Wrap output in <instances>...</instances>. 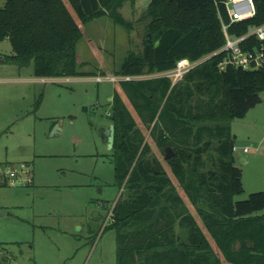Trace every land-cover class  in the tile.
<instances>
[{
	"label": "trees",
	"instance_id": "16d2710c",
	"mask_svg": "<svg viewBox=\"0 0 264 264\" xmlns=\"http://www.w3.org/2000/svg\"><path fill=\"white\" fill-rule=\"evenodd\" d=\"M3 1L0 41L12 49L5 63L32 65L34 77L61 78L94 76L77 70L82 25L106 16L130 31L119 10L136 0ZM224 1L150 0L143 16L150 18L146 31L153 39L144 40L140 54L127 51L116 74L163 73L180 59L198 60L221 48V23L229 24ZM253 2L255 15L230 24L229 35L264 24V0ZM260 47L264 42L252 36L242 44ZM222 56L202 61L175 84L163 76L120 82L136 119L115 91L111 150L116 187L125 191L111 209L116 264H264V192L235 200L243 188L230 129L260 103L264 67L220 71ZM140 126L163 156L167 147L174 156L148 158Z\"/></svg>",
	"mask_w": 264,
	"mask_h": 264
},
{
	"label": "rangeland",
	"instance_id": "374dc122",
	"mask_svg": "<svg viewBox=\"0 0 264 264\" xmlns=\"http://www.w3.org/2000/svg\"><path fill=\"white\" fill-rule=\"evenodd\" d=\"M149 2H127L119 10L133 25L130 31L106 16L82 25L77 70L101 76L98 83L94 76L41 82L32 65L5 63L12 49L8 40L0 41V164L31 169L29 184L0 186V264H116L110 211L125 191L116 187L113 151L103 136L113 124L115 91L136 115L122 82L110 78L122 76L116 73L127 51L140 54L144 40L152 41L146 31L150 18L143 16ZM260 100L230 124L234 164L242 175L236 201L264 192V90ZM140 128L151 149L148 158L163 161V152ZM95 213L100 220L91 219Z\"/></svg>",
	"mask_w": 264,
	"mask_h": 264
},
{
	"label": "built area",
	"instance_id": "2783aa9c",
	"mask_svg": "<svg viewBox=\"0 0 264 264\" xmlns=\"http://www.w3.org/2000/svg\"><path fill=\"white\" fill-rule=\"evenodd\" d=\"M229 24L221 23L224 36V44L218 50L204 56L198 60H189L187 58L176 61L175 66L169 71L160 73L171 80L172 84L183 80L184 76L202 61L223 54L222 59L218 63L220 71L227 67L238 68L245 71L258 70L264 67V47L259 49L246 50L242 48V44L250 37H254L260 42H264V24L251 28L242 36H231L227 33V28L232 23H237L255 15V6L253 0H227L223 3ZM143 76H114L110 78L111 82H131L140 80ZM69 79H65L68 82ZM96 82H101V76L95 77ZM244 152L248 149L244 148ZM30 167L26 164L3 165L0 164V186H15L29 184ZM112 216V210L110 211ZM110 217V216H109Z\"/></svg>",
	"mask_w": 264,
	"mask_h": 264
},
{
	"label": "water",
	"instance_id": "95a60500",
	"mask_svg": "<svg viewBox=\"0 0 264 264\" xmlns=\"http://www.w3.org/2000/svg\"><path fill=\"white\" fill-rule=\"evenodd\" d=\"M149 36L150 35L148 34V37ZM147 41L149 42L150 40L147 39ZM57 129H58V126H56L54 128L52 134H55ZM103 136H104V141L108 144V147L110 149H112V146H113V143H114V124H112L108 129H106L104 131ZM173 155H174L173 151L170 148H168L167 151H166V154H165V159L167 160V159L171 158V156H173ZM91 219L94 220V221H97V220L100 219V217L95 213L91 217Z\"/></svg>",
	"mask_w": 264,
	"mask_h": 264
},
{
	"label": "crops",
	"instance_id": "0c3cea01",
	"mask_svg": "<svg viewBox=\"0 0 264 264\" xmlns=\"http://www.w3.org/2000/svg\"><path fill=\"white\" fill-rule=\"evenodd\" d=\"M158 75H159V73H158ZM144 76H145V75H144ZM144 76H143V77H144ZM94 77H97V75H95ZM143 77H142V78H143ZM65 78H66V77H65ZM67 78H71V79H73V77H67ZM143 79H144V78H143ZM50 80L53 81V80H56V78H39V81H41V82H43V81H50ZM70 81H72V80H70ZM70 81H69V82H70ZM69 82H68V83H69ZM97 83H98V82H97ZM99 217H100V216H99ZM100 218H101V217H100ZM99 220H100V219H99Z\"/></svg>",
	"mask_w": 264,
	"mask_h": 264
}]
</instances>
